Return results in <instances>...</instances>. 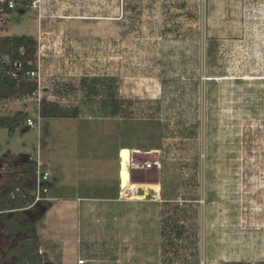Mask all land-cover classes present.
Wrapping results in <instances>:
<instances>
[{
    "label": "rangeland",
    "instance_id": "374dc122",
    "mask_svg": "<svg viewBox=\"0 0 264 264\" xmlns=\"http://www.w3.org/2000/svg\"><path fill=\"white\" fill-rule=\"evenodd\" d=\"M147 6L140 1L134 6L136 11L131 10L124 18L127 23L156 25L134 34L124 31L123 59L118 61H123L125 77H132L123 80L125 98L119 100L118 92L114 93L119 88L115 80L99 84L97 94L78 101L72 99L71 85V101L61 104L78 107L82 118L99 117L105 110L104 101L111 100L107 95L115 94L113 100L124 103L119 138L135 148L132 153L129 149L120 151L123 197L138 184H131L134 174L137 180H145L144 174L153 179L142 181L144 190L140 185V196L146 200L112 207L114 217L130 221L124 231V246L116 254L114 243H108L112 247L109 256L126 264H264V0H153L149 10ZM29 15L31 10L22 16L21 25ZM18 17L12 12L8 26L15 25ZM4 21L5 27L7 16ZM161 23L168 27L161 30L157 25ZM177 23L181 31L174 29ZM162 33L175 39L168 45L161 43L162 38L159 42L156 39L157 45L143 36L150 34L155 41L154 37ZM91 35L100 37L94 31ZM92 45L90 59L96 71L101 51L96 43ZM160 49L167 53L161 59L168 61L159 58ZM108 57L109 65L120 67L114 58L115 49ZM154 57L156 61L149 62ZM58 85L49 93L56 90L66 95L68 84ZM32 100H2L7 106L0 101V117L22 115L13 132L0 127V160L26 166L21 162L24 157L35 155L38 132L25 125L27 117L36 118V102ZM23 104L29 105L28 113L15 110L18 105L23 109ZM40 118L38 131L45 137L47 118ZM52 128L54 151L60 161L51 167L50 183L53 177L61 178L63 162H71V133ZM128 132L131 135L127 136ZM164 167V196L182 197L167 203L152 202L159 198V174L155 172ZM142 169L151 173H142ZM168 170L172 172L169 175ZM4 181H0L1 199L7 188ZM58 189L55 185L53 193ZM63 192L71 194L72 190ZM95 192L100 195L104 191ZM31 211L6 217L12 218L14 225L30 221ZM143 235L151 236L149 242ZM19 236L25 234L0 232V264H11L13 257L6 253L20 243ZM117 236L114 232L113 239ZM45 247L39 248L40 264L50 263ZM76 258L84 257L80 254Z\"/></svg>",
    "mask_w": 264,
    "mask_h": 264
},
{
    "label": "crops",
    "instance_id": "0c3cea01",
    "mask_svg": "<svg viewBox=\"0 0 264 264\" xmlns=\"http://www.w3.org/2000/svg\"><path fill=\"white\" fill-rule=\"evenodd\" d=\"M34 1H37L35 7H32L31 3L33 1L31 0L18 4L13 10L7 11V24L0 38L28 35L34 37L36 41H38V38L40 39L39 43L42 46L40 51V75L43 82L37 93H39L41 99H45L43 96L47 94V99H45L47 102L61 106L66 100L71 101L70 89L72 85L74 93L72 99L78 101L81 97H86L81 87L82 79H96L101 85L118 80L119 88L114 93L118 92L117 98L119 100L124 99L125 97L122 96L123 80L128 77L132 78L129 75L125 77L123 74V61H118L123 59L124 31L125 29L132 30L134 34L136 31L149 30V28L156 26L155 23H127L124 20L125 14L130 13L131 10L136 11L134 6L135 4L139 5L140 1L146 2L149 10L151 7L150 2L153 0ZM128 3L132 5L129 7ZM27 10H31V15L21 25L22 16ZM14 11L20 15L21 19L20 17L16 18L17 23L9 27L8 16ZM157 25L161 30L168 27L166 23ZM174 26V29L181 31L180 23ZM185 27H187V24H185ZM91 31L100 34V37L92 38ZM143 36H146L151 43L157 45L160 38H162L161 43L163 45H168L172 42L171 39H175L167 33H162L159 38L155 36V41L158 39L156 42L152 41L150 34H143ZM185 39H187V34H185ZM93 43L100 46L101 51L98 71L92 70L93 63L90 59ZM114 49L116 52L114 58L120 66L119 68L116 66L115 69L107 63L108 53L109 51L113 52ZM159 52L160 59L162 55L167 54L161 49ZM154 54L156 56L157 52H154ZM164 58L161 59L163 62L168 61ZM152 61H156L155 57L149 62ZM57 82L58 84L59 82L68 84L69 91L66 95L57 94L56 90L49 93L52 88L57 89L59 87ZM119 100L114 102V108L117 112L112 116L106 111L108 108H105L103 115L99 117L82 118L78 115L75 118H47L44 124L48 126V134L41 137L37 130L36 153L24 157V159L28 157L38 158L43 163L44 170L49 173L51 179L53 175L51 167L58 165L56 161H60V157L54 151L56 146L53 143L54 139L52 140V127H57V131H63L64 134L66 131H69L66 133H71V162L65 161L63 165L60 164L62 165V171L59 172L61 178L56 180L53 177V181L51 180V183H48L49 200L30 212L33 234L38 239L37 255L40 252L39 248L46 244L45 250L50 260L49 264H78L79 260H83V264H126L120 260H113L109 256L112 253V247L108 243H114L116 254L121 251L120 247L124 246L123 242H125L124 231L128 227L127 221H130L123 216L114 217L112 207H121L125 203L135 202L136 200H146L141 197L140 185L143 184L142 181L153 182V179H151V175L149 177L148 174H144L142 178L145 180H137L134 171L131 170L133 169L132 165L129 166L130 170L133 171L132 174H134L131 178V184L133 181H138V184L133 187L132 191H127V197H123L125 191L121 188L119 178L120 151L129 149L132 153L135 148L129 144L125 145L119 138L120 132H123L122 124L119 122L122 120L121 110L124 105ZM6 102H4V105L7 106ZM26 102H30V100ZM18 106L15 110L28 113L29 105H20L23 106V109ZM128 131L130 132V130ZM129 132L127 136L131 135ZM94 137L97 138L92 139ZM65 147L67 148V146ZM164 170L165 167L161 172L159 170L155 172L159 174L157 180L159 198H153L152 202L167 203L177 200L180 196L182 197L181 194H179V197L175 196L174 198L164 196L165 188L163 186L165 184L163 185L161 181V178L165 177ZM147 172L151 173V170L142 169V173ZM171 173L170 170L167 171V175ZM139 181L141 182L139 183ZM54 184L59 187L56 194L53 193ZM142 188L144 190V186ZM66 190H72L71 194L63 192ZM95 190H103L104 192L98 195ZM127 190H130L129 187H127ZM2 200L6 205L5 197L2 199L0 197V201ZM183 202L189 201L184 199ZM54 217L57 219L54 220ZM114 232L118 235L116 239H113ZM144 238V241H148L151 236H144ZM93 242L99 244L93 245ZM80 254L84 258L77 260L76 256Z\"/></svg>",
    "mask_w": 264,
    "mask_h": 264
},
{
    "label": "trees",
    "instance_id": "16d2710c",
    "mask_svg": "<svg viewBox=\"0 0 264 264\" xmlns=\"http://www.w3.org/2000/svg\"><path fill=\"white\" fill-rule=\"evenodd\" d=\"M17 5L31 0H14ZM34 1V0H32ZM9 11V10H7ZM37 41L34 37L28 35L6 36L0 38V101L8 98H17L22 95H32L37 90L36 82L25 76L27 71L36 69ZM14 63H20V69L14 67ZM10 72L16 74V77L9 75ZM100 82L96 79H82L81 87L86 96H93L99 92ZM108 85V84H102ZM110 101L105 100L103 108H108L110 116L115 115L117 110L114 105V94L107 95ZM106 97V98H107ZM108 105V106H106ZM79 115V109L61 107L56 103L41 100L40 117L42 118H75ZM22 115L12 117H0V127L8 128L13 132L15 126L21 122ZM4 162L6 159H2ZM1 160V161H2ZM20 162V161H19ZM10 164V163H8ZM13 164V163H12ZM29 168V166H27ZM21 180H19L20 182ZM4 200L0 201V208L5 209ZM3 220V219H2ZM34 250L37 251L38 243L35 234Z\"/></svg>",
    "mask_w": 264,
    "mask_h": 264
},
{
    "label": "built area",
    "instance_id": "2783aa9c",
    "mask_svg": "<svg viewBox=\"0 0 264 264\" xmlns=\"http://www.w3.org/2000/svg\"><path fill=\"white\" fill-rule=\"evenodd\" d=\"M37 1L31 3L35 7ZM17 6L14 0H0V35L4 31V17L7 16V10H13ZM40 45L37 44L36 54V69L27 71L25 76L33 79L36 82L37 90L32 95H22L17 97V100L23 102L34 100L36 102V118L27 117L25 125L29 128L41 127L40 107L41 97L37 91L41 89V75H40ZM1 58V56H0ZM16 69H20V63H14ZM10 76L16 77L13 72L9 73ZM22 163L8 164L0 160V181H4L6 186L5 200L8 204L7 209H0L1 213H27L40 204L49 200V173L44 170V165L38 158L28 157ZM29 166V168H27ZM19 180H21L19 182ZM1 186H3L0 183ZM83 260H79L78 264H83Z\"/></svg>",
    "mask_w": 264,
    "mask_h": 264
},
{
    "label": "flooded vegetation",
    "instance_id": "af4514ba",
    "mask_svg": "<svg viewBox=\"0 0 264 264\" xmlns=\"http://www.w3.org/2000/svg\"><path fill=\"white\" fill-rule=\"evenodd\" d=\"M7 209L9 206L6 203ZM2 209V208H0ZM6 214L10 213H1L0 214V222L2 224L0 228V232H7L11 235H23L25 236L21 238L20 236V243L17 244L14 248L8 249V252L6 254H9L11 257H13V260L11 264H40L39 263V256L37 255V252L34 250V243L35 238L33 236V226H32V220L30 221L26 219L27 221L24 222H18L14 225H12V218L6 217ZM12 214V213H11ZM15 214H24V213H15ZM3 219V220H2Z\"/></svg>",
    "mask_w": 264,
    "mask_h": 264
}]
</instances>
